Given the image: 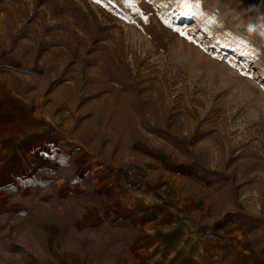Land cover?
Here are the masks:
<instances>
[{
	"label": "rangeland",
	"instance_id": "obj_1",
	"mask_svg": "<svg viewBox=\"0 0 264 264\" xmlns=\"http://www.w3.org/2000/svg\"><path fill=\"white\" fill-rule=\"evenodd\" d=\"M0 61L69 178L0 188V264H141L78 219L169 185L264 260V0H0Z\"/></svg>",
	"mask_w": 264,
	"mask_h": 264
},
{
	"label": "crops",
	"instance_id": "obj_2",
	"mask_svg": "<svg viewBox=\"0 0 264 264\" xmlns=\"http://www.w3.org/2000/svg\"><path fill=\"white\" fill-rule=\"evenodd\" d=\"M6 74L0 68V188L16 177L35 174L67 188L68 175L56 160L67 153L45 131L37 106L8 86L2 78ZM164 193L160 201L140 200L134 206L104 199L103 207L87 206L77 226L82 230L111 223L133 230L132 244H125L124 251H131L133 261L138 256L141 264H264L236 233L204 234L196 225L193 200L180 199L171 185ZM51 251L58 249L53 246Z\"/></svg>",
	"mask_w": 264,
	"mask_h": 264
}]
</instances>
